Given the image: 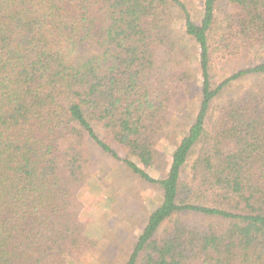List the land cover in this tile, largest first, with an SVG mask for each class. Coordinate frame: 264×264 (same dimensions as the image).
Masks as SVG:
<instances>
[{
    "label": "trees",
    "instance_id": "1",
    "mask_svg": "<svg viewBox=\"0 0 264 264\" xmlns=\"http://www.w3.org/2000/svg\"><path fill=\"white\" fill-rule=\"evenodd\" d=\"M190 1L0 0V264H77L95 246L78 195L94 150L162 188L124 264H264V0ZM243 52L263 57L221 79ZM197 79L157 180L156 136Z\"/></svg>",
    "mask_w": 264,
    "mask_h": 264
},
{
    "label": "rangeland",
    "instance_id": "2",
    "mask_svg": "<svg viewBox=\"0 0 264 264\" xmlns=\"http://www.w3.org/2000/svg\"><path fill=\"white\" fill-rule=\"evenodd\" d=\"M190 2L193 12L201 9V0ZM177 17L175 13V19ZM177 24L180 25V22L177 21ZM197 51V46L191 45L187 62L192 67L198 62ZM262 57V54L243 52L240 56L230 58L229 63L222 68L225 72L220 74L221 79L257 63ZM198 81H192L170 108L172 126L166 130L167 137L156 136V155L152 167L146 170L157 180L166 177L171 153L195 117ZM250 82V79L234 82L217 103L227 96L238 94ZM98 133L104 136L102 130H98ZM112 146L121 154L120 147L113 143ZM94 151L90 179L78 195L82 204L81 219L96 243L90 250L81 251L77 264H124L150 212L161 204L162 188L158 184L145 183L122 165L106 157L100 158Z\"/></svg>",
    "mask_w": 264,
    "mask_h": 264
}]
</instances>
